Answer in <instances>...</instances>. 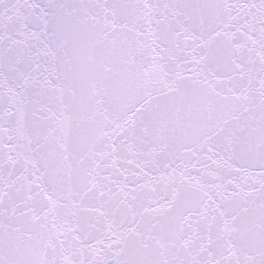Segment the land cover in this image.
<instances>
[{"label": "snow or ice", "instance_id": "snow-or-ice-1", "mask_svg": "<svg viewBox=\"0 0 264 264\" xmlns=\"http://www.w3.org/2000/svg\"><path fill=\"white\" fill-rule=\"evenodd\" d=\"M0 264H264V0H0Z\"/></svg>", "mask_w": 264, "mask_h": 264}]
</instances>
